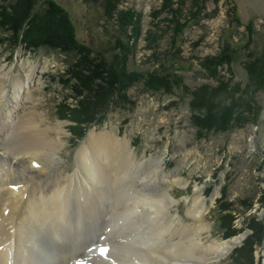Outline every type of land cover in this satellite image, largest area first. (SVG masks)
I'll return each mask as SVG.
<instances>
[{
    "label": "rangeland",
    "instance_id": "obj_1",
    "mask_svg": "<svg viewBox=\"0 0 264 264\" xmlns=\"http://www.w3.org/2000/svg\"><path fill=\"white\" fill-rule=\"evenodd\" d=\"M17 1L0 0V13ZM37 1L31 10L44 11L54 3L61 9L59 14H67L68 26L54 18L43 20L40 27L30 26V41L18 48L5 42L12 33L0 29V66L14 67L18 74L17 64L22 58L46 67L45 86L37 93L38 108L46 119L44 126L54 128L50 136L61 148L58 154L64 172L73 175L78 170V150L90 132L127 139L138 159L155 155L165 160V172L178 168L186 187L175 185L171 190L175 200L171 210L183 215L187 224L194 223L187 210L195 189L205 190L209 211L204 224L209 229L203 235L207 245L242 236L230 255L217 264H234V252L245 241L256 239L261 243L254 247L253 258L248 261L264 264V231L261 235V230L250 228L252 223H264V92L250 89L245 95L251 111L259 114L257 123L233 132H201L194 124L191 106L194 92L204 86L216 87L218 81L247 89L250 81L245 63L249 53L264 56V0ZM226 44L238 49L232 66L234 74L226 65L219 67L214 77L203 64L220 55ZM78 47L102 54L114 64L113 71L103 72L99 81L81 83L79 79L88 75V63L83 57L71 55ZM90 57L94 58L92 54ZM122 66L135 77L147 73H161L166 78L167 74L177 75L180 86L171 85L169 91L171 82H150L157 85L153 88L145 80H133L126 89L118 82L123 80L119 78ZM101 96L111 97L113 102H102ZM61 105L67 110L63 118L59 115ZM244 107L239 111L245 113ZM73 113L83 122L78 137L69 130L76 123L64 119ZM58 129H63L59 136ZM217 188L220 194L213 203L210 197ZM222 207L231 210L232 226L228 231L219 220ZM141 223L150 227L146 219ZM232 230L237 234L227 238ZM143 259L137 256L126 263H142Z\"/></svg>",
    "mask_w": 264,
    "mask_h": 264
},
{
    "label": "bare ground",
    "instance_id": "obj_2",
    "mask_svg": "<svg viewBox=\"0 0 264 264\" xmlns=\"http://www.w3.org/2000/svg\"><path fill=\"white\" fill-rule=\"evenodd\" d=\"M17 67L18 74L0 66V264H128L137 256L142 263L132 264H217L241 242L207 245L205 190L195 189L187 224L171 210V190L186 187L178 168L165 172L155 155L138 159L127 139L90 132L78 170L66 174L54 128L38 108L46 67L22 58ZM103 245L110 250L100 257Z\"/></svg>",
    "mask_w": 264,
    "mask_h": 264
},
{
    "label": "trees",
    "instance_id": "obj_3",
    "mask_svg": "<svg viewBox=\"0 0 264 264\" xmlns=\"http://www.w3.org/2000/svg\"><path fill=\"white\" fill-rule=\"evenodd\" d=\"M17 2L18 3L15 5L10 4L9 7H3V10L5 11L3 13H0V29L12 33V37L5 39L7 40L5 42H9L17 48L22 46L23 44H28V42L30 41L29 37L31 36L29 34L31 33L30 26L32 25H35L34 28L37 26L40 27L39 25L41 24V22H43V20L45 21L48 18H54V20L61 21L65 25H67L66 23H69L67 14L65 15L63 12L62 14H59L58 12L61 9H59L60 7L54 3L48 4L49 8L46 7V10L43 11L36 9L31 10V8H35L37 6V0H19ZM55 9L57 13L55 12ZM7 11H11L12 15H8ZM235 20L237 24L240 25L239 18L236 17ZM237 51L238 49L232 48L230 44H226L221 54L216 56L215 58L207 59L203 64V67L206 68L207 71H211L213 73L212 76L214 77L218 76V68L221 66L227 65L230 68V72L233 73L232 66L236 61ZM90 54H92L94 58L90 57ZM71 55H74V58L75 56L78 58L83 57V59H85L88 63V65L86 66L87 69L85 70V72L88 74L87 77L85 78L84 76H82V78H78L81 83H83L84 81H90V83L99 81L103 79V72L107 71V73H109L113 71V68H111V66L114 67L112 61L107 60L102 54L95 53L89 47L74 48L71 51ZM248 56L249 60L245 63V68L249 75L250 81L247 89H242V87L238 84H236L235 87H230L229 85H227L228 83L224 84L222 81H218V85L216 87L204 86L194 92L193 101L191 102L194 124L201 132H208L213 129L221 132H233L236 129L245 127L249 123H257L259 114L257 112L251 111V105L246 101L245 95L250 93V89H254L253 91L259 90L264 92V56H256L253 53H249ZM74 64L75 62L72 63L70 67H74ZM82 66L85 67V65ZM122 67V75L118 76L123 80H119L118 82L126 89L128 88V82L133 80H145V83H158L157 80H160L159 83L163 82L164 84H166L167 82H171L168 83L169 91H172V86H180V80L177 79V75L175 78L174 74H167V78L161 73H156L154 75L151 73H147L135 77V73L130 75L126 73V66ZM79 74H81V71H79ZM157 74L161 76V79L159 76H157ZM74 79H76L75 76ZM152 83H150V87H157L156 84ZM69 88L73 90V87ZM80 96L85 95L83 94ZM110 98L111 97L103 98V96H101L99 100L102 102H113V100H110ZM74 99L75 98H73V100ZM75 100L76 102H79L78 98H76ZM244 106H247V115L246 112L242 113L239 111L240 108H243ZM64 112H67V110L65 109V106L61 105L59 115L62 118L64 117ZM70 115L72 117L66 116L64 119H72L71 121L76 123V125L72 124L69 130L74 137H78L79 131L81 132L83 122H81L74 115V113ZM81 134L82 133H80V136ZM74 143L76 145L77 142ZM220 212L221 216L219 220L221 221L223 228H227L228 231L232 226V217L230 215L231 210L226 207H222ZM250 228L254 231L261 230L262 235L264 231V223H252V225H250ZM236 234L237 232L235 230H232L226 235L227 238H231ZM254 237H256V235ZM260 243L261 239H256L252 242L250 240L247 242L245 241L243 243L244 245L241 248L237 249L232 255V262L234 264H253L248 260L251 257L253 258V249Z\"/></svg>",
    "mask_w": 264,
    "mask_h": 264
}]
</instances>
